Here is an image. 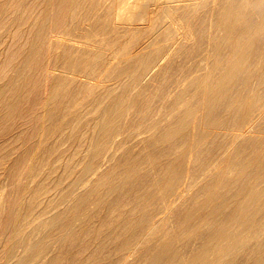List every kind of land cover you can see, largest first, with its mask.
<instances>
[{"label": "bare ground", "instance_id": "1", "mask_svg": "<svg viewBox=\"0 0 264 264\" xmlns=\"http://www.w3.org/2000/svg\"><path fill=\"white\" fill-rule=\"evenodd\" d=\"M0 264H264V0H0Z\"/></svg>", "mask_w": 264, "mask_h": 264}]
</instances>
